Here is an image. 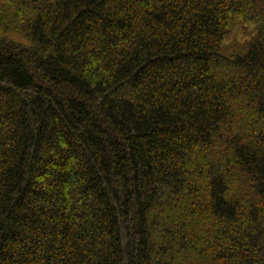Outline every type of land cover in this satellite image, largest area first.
Returning <instances> with one entry per match:
<instances>
[{
    "label": "trees",
    "instance_id": "16d2710c",
    "mask_svg": "<svg viewBox=\"0 0 264 264\" xmlns=\"http://www.w3.org/2000/svg\"><path fill=\"white\" fill-rule=\"evenodd\" d=\"M0 264H264V0H0Z\"/></svg>",
    "mask_w": 264,
    "mask_h": 264
}]
</instances>
